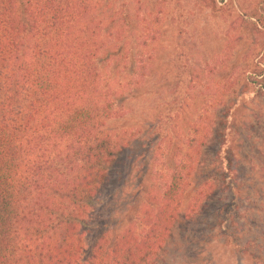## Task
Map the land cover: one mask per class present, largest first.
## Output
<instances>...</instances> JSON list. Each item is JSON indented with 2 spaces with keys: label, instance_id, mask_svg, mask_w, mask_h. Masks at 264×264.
<instances>
[{
  "label": "rangeland",
  "instance_id": "1",
  "mask_svg": "<svg viewBox=\"0 0 264 264\" xmlns=\"http://www.w3.org/2000/svg\"><path fill=\"white\" fill-rule=\"evenodd\" d=\"M215 1L221 15L203 0H100L104 72L124 92L110 127L125 145L89 209L82 260L110 247L148 191L181 171L157 264H264V86L248 78L264 75L254 17L264 0Z\"/></svg>",
  "mask_w": 264,
  "mask_h": 264
},
{
  "label": "trees",
  "instance_id": "2",
  "mask_svg": "<svg viewBox=\"0 0 264 264\" xmlns=\"http://www.w3.org/2000/svg\"><path fill=\"white\" fill-rule=\"evenodd\" d=\"M104 12L100 0H0V264H157L175 221L181 171L82 260L89 209L125 145L110 127L124 92L104 72ZM254 17L264 28V11ZM248 78L264 86L261 68Z\"/></svg>",
  "mask_w": 264,
  "mask_h": 264
}]
</instances>
